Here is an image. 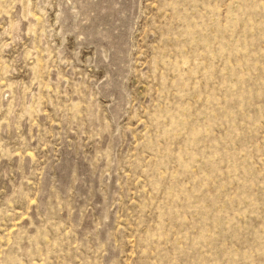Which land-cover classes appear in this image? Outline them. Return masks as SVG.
Wrapping results in <instances>:
<instances>
[{
    "label": "rangeland",
    "instance_id": "obj_1",
    "mask_svg": "<svg viewBox=\"0 0 264 264\" xmlns=\"http://www.w3.org/2000/svg\"><path fill=\"white\" fill-rule=\"evenodd\" d=\"M0 264H264V0H0Z\"/></svg>",
    "mask_w": 264,
    "mask_h": 264
}]
</instances>
